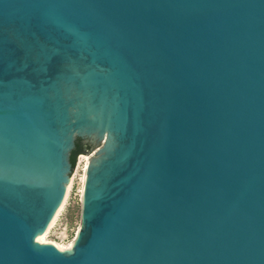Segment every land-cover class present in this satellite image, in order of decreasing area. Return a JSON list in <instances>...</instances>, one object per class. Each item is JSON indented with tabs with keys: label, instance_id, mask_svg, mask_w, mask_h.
I'll use <instances>...</instances> for the list:
<instances>
[{
	"label": "water",
	"instance_id": "obj_1",
	"mask_svg": "<svg viewBox=\"0 0 264 264\" xmlns=\"http://www.w3.org/2000/svg\"><path fill=\"white\" fill-rule=\"evenodd\" d=\"M0 264H264V0H0Z\"/></svg>",
	"mask_w": 264,
	"mask_h": 264
},
{
	"label": "rangeland",
	"instance_id": "obj_2",
	"mask_svg": "<svg viewBox=\"0 0 264 264\" xmlns=\"http://www.w3.org/2000/svg\"><path fill=\"white\" fill-rule=\"evenodd\" d=\"M91 152L92 150L89 153L82 152L76 157L73 172L70 176L72 180L70 191L55 224L45 238L47 242L56 243L66 247L75 238L80 224L81 177L83 175V167L85 163L83 157H88Z\"/></svg>",
	"mask_w": 264,
	"mask_h": 264
},
{
	"label": "bare ground",
	"instance_id": "obj_3",
	"mask_svg": "<svg viewBox=\"0 0 264 264\" xmlns=\"http://www.w3.org/2000/svg\"><path fill=\"white\" fill-rule=\"evenodd\" d=\"M83 158H84V160L86 161L88 157H85V156H84ZM81 181L84 182V173H83V175H82V177H81ZM71 182H72V180H70V183H69L68 186H67L66 194H65V197H64L63 203H62V205L60 206V208L58 209L56 215L54 216V218H53L52 222L50 223L49 227L47 228L46 232H45L42 236H40V237L37 238V241H39L40 243H52V242H47V241L45 240V238H46L47 234L49 233L50 229H51V228L53 227V225L55 224V221L57 220V217H58L59 213L61 212V209L63 208V205H64V203H65V201H66L67 195H68V193H69V191H70V188H71ZM80 191L82 192V187H81V190H80ZM71 242H72V241H71ZM52 244H54L55 246H57V247H58L59 249H61V250H65V249H67V248L69 247V245H70L71 243H69V245L66 246V247L61 246V245L56 244V243H52Z\"/></svg>",
	"mask_w": 264,
	"mask_h": 264
},
{
	"label": "trees",
	"instance_id": "obj_4",
	"mask_svg": "<svg viewBox=\"0 0 264 264\" xmlns=\"http://www.w3.org/2000/svg\"><path fill=\"white\" fill-rule=\"evenodd\" d=\"M90 146H89V150H90ZM83 150H82V141L80 139H77L75 141V149L72 151L71 153V157H70V161L72 163V167L74 168V165H75V161H76V157L82 153Z\"/></svg>",
	"mask_w": 264,
	"mask_h": 264
},
{
	"label": "flooded vegetation",
	"instance_id": "obj_5",
	"mask_svg": "<svg viewBox=\"0 0 264 264\" xmlns=\"http://www.w3.org/2000/svg\"><path fill=\"white\" fill-rule=\"evenodd\" d=\"M82 150H89V145L86 143H82Z\"/></svg>",
	"mask_w": 264,
	"mask_h": 264
}]
</instances>
